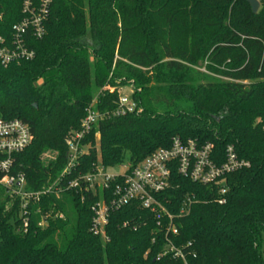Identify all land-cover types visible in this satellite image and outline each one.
Listing matches in <instances>:
<instances>
[{"label": "trees", "instance_id": "obj_1", "mask_svg": "<svg viewBox=\"0 0 264 264\" xmlns=\"http://www.w3.org/2000/svg\"><path fill=\"white\" fill-rule=\"evenodd\" d=\"M22 2L0 0L1 34L22 19ZM29 44L34 59L0 61V118L33 134L11 171L24 174L25 191L60 176L88 108L113 111L117 89L128 87L142 111L94 126L73 177L99 158L137 163L176 136L212 143L217 164L233 145L250 167L209 184L172 173L170 211L198 199L175 219L173 243L188 264H264V0L257 13L248 0H53L45 35ZM94 201L75 189L43 195L30 202L25 231L21 197L0 185V264H184L164 255L162 226L137 203L111 215L109 240L94 235ZM127 219L136 226L122 227Z\"/></svg>", "mask_w": 264, "mask_h": 264}, {"label": "built area", "instance_id": "obj_2", "mask_svg": "<svg viewBox=\"0 0 264 264\" xmlns=\"http://www.w3.org/2000/svg\"><path fill=\"white\" fill-rule=\"evenodd\" d=\"M53 0H23L22 19L12 27L11 35L5 36L0 33V61L2 65L9 66L12 63L32 60L36 52L30 47L33 37L41 39L46 32ZM3 14L0 13V18ZM206 71L205 68L202 69ZM246 82V81H245ZM115 91V88H111ZM117 106L113 111L101 112L92 104L81 123V129L70 135L67 140L69 148L67 165L59 177L48 186L36 192L24 190L25 176L23 173H12L14 155L23 151L33 141V134L29 124L20 119L0 118V185L20 196L23 209V227L27 231L30 217L28 207L30 202L40 201L43 195H61L63 192L75 189L82 194L90 192L95 201L91 206L93 212L91 232L104 240H109L107 226L111 215L125 207L137 203L143 209L151 212L158 226H162L167 249L165 254L181 258L184 264H188L186 253L183 248L175 246L173 236L179 234V228L175 219L188 215L192 206L198 201L195 195H188L177 213L170 211V200L166 192L172 185V173L176 171L180 175L203 184L217 182L224 175L250 167V162L238 157L234 146L227 147L226 159L217 164L212 159L213 144L199 145L196 140H182L179 136L173 138L172 145L168 148H159L142 161L134 163L125 161L120 165L123 171L112 172V167H106L101 159L93 165L87 173H72L79 165L80 156L89 151V146L81 145L82 139L89 134L94 126L98 125L106 117L124 116L129 113L141 112L142 108L132 98L130 92H124L123 87L117 89ZM99 139V134L96 135ZM227 189L220 188L219 203H225ZM62 216V215H61ZM164 220L167 221L164 224ZM45 226L43 220L39 224ZM122 227H135L131 220H124ZM155 241V238L153 239Z\"/></svg>", "mask_w": 264, "mask_h": 264}, {"label": "rangeland", "instance_id": "obj_3", "mask_svg": "<svg viewBox=\"0 0 264 264\" xmlns=\"http://www.w3.org/2000/svg\"><path fill=\"white\" fill-rule=\"evenodd\" d=\"M123 89H124V92H127V93H129L130 92V89L128 88V87H123ZM98 138H97V147H99V142H98ZM111 171L112 172H116V173H120V172H122L123 171V167L121 166V165H116V166H114V167H112L111 168ZM263 251H264V235H263Z\"/></svg>", "mask_w": 264, "mask_h": 264}, {"label": "water", "instance_id": "obj_4", "mask_svg": "<svg viewBox=\"0 0 264 264\" xmlns=\"http://www.w3.org/2000/svg\"><path fill=\"white\" fill-rule=\"evenodd\" d=\"M251 5L253 13H257L260 8V0H248Z\"/></svg>", "mask_w": 264, "mask_h": 264}]
</instances>
